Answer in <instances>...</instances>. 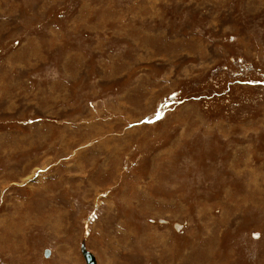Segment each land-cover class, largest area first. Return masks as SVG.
Segmentation results:
<instances>
[{"label": "rangeland", "instance_id": "374dc122", "mask_svg": "<svg viewBox=\"0 0 264 264\" xmlns=\"http://www.w3.org/2000/svg\"><path fill=\"white\" fill-rule=\"evenodd\" d=\"M82 241L264 264V0H0V264Z\"/></svg>", "mask_w": 264, "mask_h": 264}, {"label": "water", "instance_id": "95a60500", "mask_svg": "<svg viewBox=\"0 0 264 264\" xmlns=\"http://www.w3.org/2000/svg\"><path fill=\"white\" fill-rule=\"evenodd\" d=\"M80 253L84 259L85 264H96L94 255L86 249V245L84 241L80 243ZM47 254H48V251L45 252L46 256Z\"/></svg>", "mask_w": 264, "mask_h": 264}, {"label": "bare ground", "instance_id": "6f19581e", "mask_svg": "<svg viewBox=\"0 0 264 264\" xmlns=\"http://www.w3.org/2000/svg\"><path fill=\"white\" fill-rule=\"evenodd\" d=\"M96 260V259H95ZM96 264H97V262H96Z\"/></svg>", "mask_w": 264, "mask_h": 264}]
</instances>
